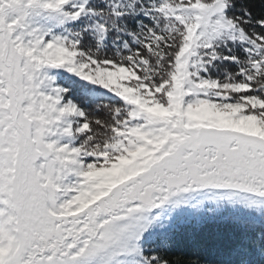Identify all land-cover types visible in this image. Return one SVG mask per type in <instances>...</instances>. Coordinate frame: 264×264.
I'll return each instance as SVG.
<instances>
[{"label": "snow or ice", "instance_id": "obj_1", "mask_svg": "<svg viewBox=\"0 0 264 264\" xmlns=\"http://www.w3.org/2000/svg\"><path fill=\"white\" fill-rule=\"evenodd\" d=\"M0 264H264V0H0Z\"/></svg>", "mask_w": 264, "mask_h": 264}]
</instances>
